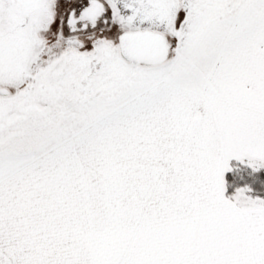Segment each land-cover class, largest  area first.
Segmentation results:
<instances>
[{
  "label": "snow or ice",
  "instance_id": "6c2138e0",
  "mask_svg": "<svg viewBox=\"0 0 264 264\" xmlns=\"http://www.w3.org/2000/svg\"><path fill=\"white\" fill-rule=\"evenodd\" d=\"M0 264H264V0H0Z\"/></svg>",
  "mask_w": 264,
  "mask_h": 264
}]
</instances>
